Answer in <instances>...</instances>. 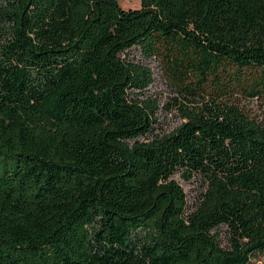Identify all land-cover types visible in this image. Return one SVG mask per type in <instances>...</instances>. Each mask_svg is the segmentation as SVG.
Wrapping results in <instances>:
<instances>
[{
  "label": "trees",
  "instance_id": "obj_1",
  "mask_svg": "<svg viewBox=\"0 0 264 264\" xmlns=\"http://www.w3.org/2000/svg\"><path fill=\"white\" fill-rule=\"evenodd\" d=\"M139 1L0 0V264H264V0Z\"/></svg>",
  "mask_w": 264,
  "mask_h": 264
},
{
  "label": "rangeland",
  "instance_id": "obj_2",
  "mask_svg": "<svg viewBox=\"0 0 264 264\" xmlns=\"http://www.w3.org/2000/svg\"><path fill=\"white\" fill-rule=\"evenodd\" d=\"M120 7L124 10L140 8L139 0H117ZM130 60L140 62L142 65L148 67L152 73V84L148 87L140 99H151L158 105L156 113L159 125L158 132L168 134L177 128L183 121L180 117V104L185 103L182 98L176 93L171 83L165 76L162 66L159 61L155 59H145L137 49H133L128 54ZM236 105L241 108L248 116L259 117L261 115V102L259 101H245L236 98L234 100ZM175 179L183 188L189 205L198 198L203 187L199 181L192 178L189 182L183 181L179 176ZM220 241L223 246H227L228 236L225 228L218 229Z\"/></svg>",
  "mask_w": 264,
  "mask_h": 264
}]
</instances>
